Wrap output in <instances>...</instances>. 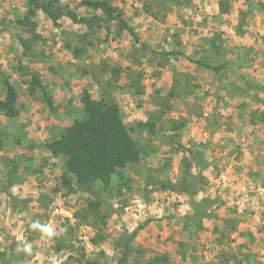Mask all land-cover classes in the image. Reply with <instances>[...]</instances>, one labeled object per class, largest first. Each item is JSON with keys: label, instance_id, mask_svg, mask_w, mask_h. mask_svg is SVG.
<instances>
[{"label": "rangeland", "instance_id": "1", "mask_svg": "<svg viewBox=\"0 0 264 264\" xmlns=\"http://www.w3.org/2000/svg\"><path fill=\"white\" fill-rule=\"evenodd\" d=\"M61 1L82 16L101 13L82 0ZM111 1L123 11L140 42L128 31L119 32L116 22L111 32L74 23L67 16L55 25L43 10L34 17L33 31L17 22L27 10V0H0V25L5 27L0 30V98H5L8 85L17 91L12 112H0V264H87L90 259L114 264L122 255L121 240L135 231V249L144 252L134 250L131 263L136 257L142 261L166 253L174 264H264V125H238L233 121L236 110L223 106H234L253 90V99L247 102L255 108L241 115L250 121L252 112L264 113V0H254L255 7L231 0L232 8L225 14L220 13L218 0H192L190 5L156 7L157 16L146 12L152 0ZM154 7L151 11H156ZM19 37L30 41L32 55L22 53ZM213 37L218 50L207 43ZM194 47L198 50L194 56L223 66L208 68L210 75L202 78L180 74L173 61L178 55L165 53L186 55ZM170 65V71L162 73ZM206 81L211 92L205 87L197 93L188 89ZM184 88L192 93L185 94ZM241 88L244 95H238ZM86 92L96 99L115 100L129 126L147 120L157 123L151 142L147 132L134 133L149 153L124 169L127 181L122 180L126 184L120 193L117 176L113 189L95 183L69 191L62 177L64 158L45 147L47 140L83 117ZM222 115L228 120L221 125L233 129L230 136L220 134ZM182 118L187 125L174 136L168 122ZM218 128L220 132L210 133ZM206 137H234L229 143L216 141L225 149L253 150L261 172L256 170L244 181L234 179L240 183L231 188L228 175L220 177L221 167L204 168L203 160L189 158L193 150L214 162L216 144L205 142ZM185 154L192 162L191 173L200 172L207 179L199 183L205 188L197 199L213 200L206 207L213 217L204 218L203 228L192 233L181 221L192 211L189 195L157 184L167 179L178 183ZM89 200L99 201L100 211L107 215L99 228L79 217ZM227 219L232 221L229 229L237 224L219 243L222 233L214 228H224ZM225 253L235 258L224 262Z\"/></svg>", "mask_w": 264, "mask_h": 264}, {"label": "trees", "instance_id": "2", "mask_svg": "<svg viewBox=\"0 0 264 264\" xmlns=\"http://www.w3.org/2000/svg\"><path fill=\"white\" fill-rule=\"evenodd\" d=\"M153 3L146 5V12L158 15V9L171 6H184L190 5L192 0H152ZM251 7H255L254 0H245ZM85 5L90 7H96L101 10V13L94 14L92 16L79 15L70 5L64 4L61 0H27V10L23 17L18 19V23L22 26L30 27V30H35L37 27L36 17L38 10L46 12L47 16L51 19L52 23L59 25V21L62 17H69L74 23L84 24L87 27H94L97 29L105 28L107 32L112 31L113 24H118L117 30L119 32L128 31L131 36L135 38L137 42H140L139 36L134 27L126 20L123 11L117 6L112 4L111 0H82ZM145 6V4H144ZM155 6V7H154ZM218 6L220 13H228L232 8L231 0H218ZM152 7L156 8V11H151ZM171 8V7H170ZM1 29L5 28L0 25ZM243 31H241L242 33ZM19 43L23 47L24 55H32V45L29 40L19 37ZM207 43L215 50L219 49V44L216 43L215 37L207 39ZM143 48H146L143 45ZM180 55L181 51H169L165 55ZM191 60L197 64L202 65L204 68L220 69L223 66H214L209 61L190 57ZM20 70H26L20 65ZM44 95L49 107L53 109L52 101L49 95L44 89ZM17 101V91L13 85H8L7 94L5 98H0V112L4 114H10ZM82 112L83 117L73 124H71L65 133L49 139L45 143V147L50 151L51 155L63 157V181L66 183L69 191L74 190V186H89L91 184L99 183V185L105 188L113 189L114 176H117L118 183L116 186L118 192H121L124 183L122 180H126L125 168L130 165L139 164L148 155L147 145L141 142L139 137L134 135L135 132H147L148 139H154L157 136L156 121H138L137 124L129 126L123 119L120 105L113 99L107 100L103 97L93 98L89 92H86L82 97ZM252 123H260L264 125V113L252 112ZM168 129L173 131V135L177 136L179 129L186 127L187 123L185 118L181 120H170ZM215 132V129L211 133ZM146 140V139H144ZM146 142V141H145ZM147 143V142H146ZM264 144V142H263ZM203 146L202 143H200ZM2 143L0 141V148ZM151 147V145L149 146ZM192 159L197 160L199 163L203 160L201 167H209L212 163L208 162L205 158V154L198 152L196 155L193 150L189 151ZM188 155H184L181 161V177L178 183L172 182L170 179L166 181H158L157 184L163 190H173L181 193H187L189 195L190 203L192 205V211L185 216L181 217L185 228H189V231L197 232L203 228V219H211L213 213L206 209L207 205H211L213 200L210 197H203L197 199L198 193L205 188V186L199 185L207 181L205 177L199 172L198 174L191 173L192 162L187 158ZM185 166V167H184ZM203 168V169H204ZM120 179V180H119ZM13 180H10V184ZM149 182L146 183L145 189L148 190ZM158 186V185H157ZM100 202L97 200H89L88 207L85 208L82 213H79V217L82 218L88 224H92L95 228H99L100 224H105L104 219L106 214H102L100 211ZM232 221L226 220L224 228H214L215 231L221 232L222 236L219 237V243H223L224 234H227V229ZM237 224V222H236ZM234 224V225H236ZM195 225V227H193ZM232 226L229 231L235 229ZM137 231L128 233L123 237L120 244L122 245V255L115 261L114 264H174L170 256L166 253L155 255L148 260L134 259V263L129 261V255L137 251L143 253L144 249L137 248L133 244L137 237ZM104 238V237H102ZM96 243L98 241L94 240ZM182 259L186 258V252L180 251ZM102 254V253H101ZM228 255L225 253V256ZM81 256L85 257V251L81 252ZM220 257V256H219ZM230 258H235V255L226 256L223 260L228 262ZM80 260V259H79ZM87 264H99L95 259L88 260Z\"/></svg>", "mask_w": 264, "mask_h": 264}, {"label": "crops", "instance_id": "3", "mask_svg": "<svg viewBox=\"0 0 264 264\" xmlns=\"http://www.w3.org/2000/svg\"><path fill=\"white\" fill-rule=\"evenodd\" d=\"M241 35H243V34H241ZM196 48L197 47H194L192 49V51L187 49L186 55H178V60H173V61H176L175 66H177L179 73L182 75L187 74L191 79L197 78L198 75H200L201 78L203 76L210 75V73L207 72L208 68H204L202 65H199L195 61L190 59V57H192V56L194 59L199 58V56L193 55V52L198 51V50H196ZM211 49H212V47H211ZM177 63L180 65H177ZM170 68H171V65L169 68H168V66H166V68L163 67L162 73L166 72V70H168ZM169 71L170 70H168V72ZM206 83H207V81L205 83H203V85L201 87H197V83L196 84L194 83V85H192V87H188V89H191V90L193 89L195 91V93L199 92V90L203 89L204 87H205V89L210 90L209 88H211V84L206 85ZM184 89H185V91H184L185 94L186 93H192L191 90L189 91V90H186V88H184ZM179 90L181 91V88H179ZM240 90L242 91V88ZM210 92H211V90H210ZM242 92L238 91V95H240V94L244 95V91H242ZM247 92L248 93L245 92V94H247V96H246L247 99H242V101L235 103V105L232 107L228 106L229 105L228 102H227L228 105H225V104L223 105L224 107L227 108V110H236V114L234 113L235 118H233V121L236 120V124H238V125L253 124L251 121H249V119L244 117V115H241L243 110L255 108V106L251 105L252 102H247V101L251 100L250 98L253 99L252 95L255 94V91L251 90V91H247ZM226 99H228V97H226ZM258 106H260V105H258ZM261 107H263V106H261ZM226 108H224V109H226ZM227 114H229L228 111H227ZM205 115H206V113H205ZM221 120L222 121H220L218 126H221L220 128H222L223 132L221 133L220 128H218V129H215V131L217 130L215 133L220 132V134L222 136L223 135L227 136V134H229V136H230V133L233 131V129H230V128L227 129V127L225 128L226 125H224V123L221 125V122L228 120V119L226 117H223V115H222ZM254 124H257V123H254ZM211 132H212V130L210 131V133ZM256 137H260V136H256ZM167 138H169V137H167ZM191 138H195V137H190V139ZM206 138H207L206 139L207 141H205V142H210V143L214 142L216 144L215 150L213 152V156H215V160L211 164L210 167H212V165L214 167H221L222 169L220 171L222 173L221 172L220 173L222 175L220 177L224 178L225 175H228V178H229L228 180H231V181H229V183H230L229 185L231 186V188H236L238 186L235 182H237L238 184L240 183V181H235V180L242 179L244 181L245 179L252 178L251 174H256V172H257L256 170H258V171L260 170V166H258L259 163L255 162V156L256 155L253 152V150L252 151L249 150L248 147H242L241 151H235L234 149H231L232 147L225 149L224 146L218 145L219 143H217V141H216V140H219V142L221 144L229 143V142H231L232 139H234V137H206ZM226 155H228V156H226ZM227 158H228V160H226ZM245 158H246V160H245ZM260 158L261 157L257 158V161ZM209 161H211V160L209 159ZM222 161H224V162H222ZM223 163H225L224 167L222 166ZM215 172H217V170ZM259 172H261V171H259ZM223 180L224 181H222V183L224 184L225 179H223ZM233 183H234L235 187L233 186ZM231 191L232 190H230V193H231Z\"/></svg>", "mask_w": 264, "mask_h": 264}, {"label": "clouds", "instance_id": "4", "mask_svg": "<svg viewBox=\"0 0 264 264\" xmlns=\"http://www.w3.org/2000/svg\"><path fill=\"white\" fill-rule=\"evenodd\" d=\"M45 231H48L47 229H45Z\"/></svg>", "mask_w": 264, "mask_h": 264}]
</instances>
